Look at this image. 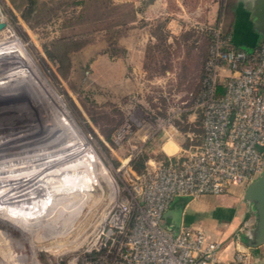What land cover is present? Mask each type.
I'll return each instance as SVG.
<instances>
[{
	"label": "rangeland",
	"instance_id": "obj_1",
	"mask_svg": "<svg viewBox=\"0 0 264 264\" xmlns=\"http://www.w3.org/2000/svg\"><path fill=\"white\" fill-rule=\"evenodd\" d=\"M230 1L218 0L214 15L222 16L224 29ZM194 3L187 1V8L193 10ZM127 13L112 0H0V131H26L0 141V264H86L87 249L112 205L137 196L146 162L162 158L153 139L172 120L168 88L123 93L128 84L118 85L121 79L113 77L123 69L115 59L127 52L119 39L152 28L156 42L148 55L155 63L172 53L190 55L189 41H198L192 57L201 59L208 35L205 24L171 25L181 41L169 49L160 17L151 19L153 25L133 26L123 22ZM104 54L110 57L100 58ZM158 64L153 66L160 70ZM189 82L178 77L172 87L182 90ZM198 137L194 133L193 142ZM246 186H229L225 212L216 206L191 209L197 224L214 238L233 210L248 208L249 218L255 206L243 196Z\"/></svg>",
	"mask_w": 264,
	"mask_h": 264
},
{
	"label": "built area",
	"instance_id": "obj_2",
	"mask_svg": "<svg viewBox=\"0 0 264 264\" xmlns=\"http://www.w3.org/2000/svg\"><path fill=\"white\" fill-rule=\"evenodd\" d=\"M208 54L193 106L203 113V137L178 164L151 159L138 177L137 196L116 201L87 249L86 264H221L222 242L181 221L168 229L163 213L181 197L224 194L250 183L264 164V41L234 44L222 16L204 22ZM222 84V91H219ZM123 134L118 131L117 139ZM252 264L237 248L230 262Z\"/></svg>",
	"mask_w": 264,
	"mask_h": 264
},
{
	"label": "crops",
	"instance_id": "obj_3",
	"mask_svg": "<svg viewBox=\"0 0 264 264\" xmlns=\"http://www.w3.org/2000/svg\"><path fill=\"white\" fill-rule=\"evenodd\" d=\"M187 1L189 0H112L113 4L128 8L127 19L123 21L127 25H153L154 20L151 21V19L157 18V16L160 17L167 28L165 30V42L169 49L170 47H176L181 41L174 33L177 27H171V25H202L204 22H210L216 18L214 15L219 9L218 0H195L193 10L187 8ZM249 1H230L229 8L225 10V23L228 25L225 30L231 33L235 45L251 49L264 40L252 27L250 11L246 7ZM177 16L184 18V21ZM134 30L137 31L138 29L134 28ZM143 30L141 37L132 38L129 36L125 38L123 36L119 39L120 44L126 48L127 52L125 56H117L115 59V62L119 61V64H122L123 69L114 72L113 77L116 81L121 79V82L117 83L118 85H121L122 82H125L122 86L128 84L127 91L121 89L123 93L138 91L144 94V88L147 89L151 85L166 86L168 88L164 95L168 101L166 106L167 115H171L172 120L167 128L161 130L156 135L157 137H154L153 141L157 144V150L161 151L162 158H170L179 164L190 149L200 145L203 137L202 110L193 105L192 109L188 108L184 111L181 107L187 106V104L189 106V103L200 90L203 62L208 54V38H206L207 42H205L204 50L200 55L201 59L195 60L192 57L195 48L198 47V41H195V44L192 45L190 41L185 42L188 39L186 37L183 38L184 41L181 45L186 43L189 46L190 55L172 53L163 61L156 60V62H160V65L158 64L160 70H157L153 66L156 62L150 61L151 56L148 55L149 48L156 42V37L152 32V28L144 27ZM104 57L109 58L110 56L107 54L100 56V58ZM178 77L183 78L184 82L190 81L182 90L178 89L176 84L172 87V82L176 81ZM118 91L121 92L120 89ZM194 133L199 134V137L193 142ZM226 198L225 193L220 195L203 194L196 199L188 200L184 205L182 220H184L186 213V223L199 226L197 224V213L191 209L198 211L203 210V206L206 208L216 206L225 212L228 206L225 204ZM247 212L248 208L245 207L233 210L226 228H223L218 235H213L214 238L209 235L211 238L222 242V248L218 253L221 264L230 262L237 248L244 250L250 263L264 264V243L257 246H249L245 243L246 230L255 221L254 213L248 218L245 216ZM240 231H244V233L240 234Z\"/></svg>",
	"mask_w": 264,
	"mask_h": 264
},
{
	"label": "water",
	"instance_id": "obj_4",
	"mask_svg": "<svg viewBox=\"0 0 264 264\" xmlns=\"http://www.w3.org/2000/svg\"><path fill=\"white\" fill-rule=\"evenodd\" d=\"M250 11L253 29L260 35H264V0H250L246 4ZM4 22L0 21V28ZM244 198L255 206V225L253 223L246 230L245 243L249 246H257L264 243V164L263 168L253 181L247 184L243 194ZM187 198H177L163 213L164 225L168 229L178 227L183 218L184 205Z\"/></svg>",
	"mask_w": 264,
	"mask_h": 264
},
{
	"label": "bare ground",
	"instance_id": "obj_5",
	"mask_svg": "<svg viewBox=\"0 0 264 264\" xmlns=\"http://www.w3.org/2000/svg\"><path fill=\"white\" fill-rule=\"evenodd\" d=\"M2 29V27L0 28V30ZM8 118V117H7ZM28 118L29 119H34V118H32L31 116H28ZM31 120V121H32ZM35 120V119H34ZM49 120V119H48ZM48 123V122H47ZM31 124H35V121H32V123ZM22 129V128H21ZM16 130V129H15ZM27 130V129H26ZM65 131V130H64ZM10 132H12V133H15V134H17V133H19V134H17L16 136H14V137H9L8 138V134L10 133ZM26 133V131L24 132V133H20V130H17V131H0V141H6V140H8V139H10V138H19V137H21V136H24V135H26L25 134ZM28 133V132H27ZM37 132H33V133H28V135L30 134V135H37L36 134ZM21 134H24V135H21ZM40 135V134H39ZM66 135V134H65ZM81 139V138H80ZM39 140V139H38ZM44 140V139H43ZM19 141V140H18ZM33 141V140H32ZM46 141V140H45ZM17 142V141H16ZM44 142V141H43ZM12 144V143H11ZM83 144V143H82ZM76 145V144H75ZM79 145V144H78ZM84 145V144H83ZM2 147V146H1ZM83 147V146H82ZM84 147H85V145H84ZM19 148V147H18ZM1 149H3V148H1ZM65 149H67V148H65ZM2 152V151H1ZM87 152V151H86ZM88 155V154H87ZM83 157V156H82ZM84 159V158H83ZM95 163V162H94ZM96 167V166H95ZM96 169V168H95ZM106 177V176H105ZM110 185V184H109ZM91 186V185H90ZM88 189V188H87ZM85 190V189H84ZM84 190H83V192H84ZM113 191V190H112ZM114 191H116V190H114ZM114 191H113V194H114ZM83 192H82V194H83ZM89 193V192H88ZM89 195V194H88ZM84 197V196H83ZM82 200H84V198H82L81 199V201ZM88 201V200H87ZM91 201V200H90ZM109 201H110V199H109ZM110 203V202H109ZM85 207V206H84ZM102 207V206H101ZM86 235V234H85ZM1 241V240H0ZM0 254H1V250H0Z\"/></svg>",
	"mask_w": 264,
	"mask_h": 264
},
{
	"label": "trees",
	"instance_id": "obj_6",
	"mask_svg": "<svg viewBox=\"0 0 264 264\" xmlns=\"http://www.w3.org/2000/svg\"><path fill=\"white\" fill-rule=\"evenodd\" d=\"M109 42H114V40L112 39V41H110L109 40ZM116 42V41H115ZM47 52H48V55H49V57H51L52 59H57V60H59V61H61L62 59L61 58H56V55L55 54H53L50 50H47ZM17 74L18 73H16L15 75H13V76H15V77H17ZM12 76V78L11 79H14V77ZM13 81V80H12ZM15 81V80H14ZM19 80H17L16 79V82L15 83H18V84H20V85H18L17 86V88L18 87H20L21 88V86H22V84H21V81L20 82H18ZM23 87V86H22ZM20 88H18V90L20 89ZM220 90L219 91H222V84H221V86H220V88H219ZM188 201V199L186 200V202Z\"/></svg>",
	"mask_w": 264,
	"mask_h": 264
}]
</instances>
